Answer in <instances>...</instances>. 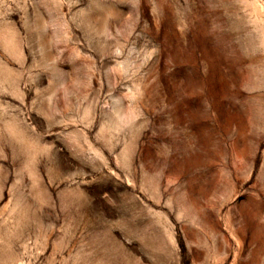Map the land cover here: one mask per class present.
I'll return each mask as SVG.
<instances>
[{
  "label": "rangeland",
  "instance_id": "1",
  "mask_svg": "<svg viewBox=\"0 0 264 264\" xmlns=\"http://www.w3.org/2000/svg\"><path fill=\"white\" fill-rule=\"evenodd\" d=\"M0 264H264V0H0Z\"/></svg>",
  "mask_w": 264,
  "mask_h": 264
}]
</instances>
